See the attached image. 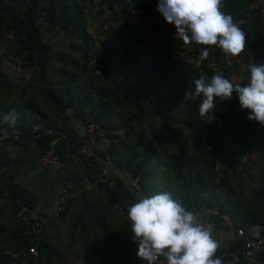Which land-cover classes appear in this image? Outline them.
I'll use <instances>...</instances> for the list:
<instances>
[{"label":"trees","instance_id":"1","mask_svg":"<svg viewBox=\"0 0 264 264\" xmlns=\"http://www.w3.org/2000/svg\"><path fill=\"white\" fill-rule=\"evenodd\" d=\"M157 2L0 0V134L11 125L3 122L4 114L14 110L18 113L14 125L23 134L11 143L35 141L43 155L52 138L33 139L30 131L40 123L57 131L56 149L64 166L75 157L87 165L77 155L79 133L69 124L73 120L84 129L94 121L107 134L122 136L111 141L108 150L117 177L124 170L139 177L141 190L136 192L126 181L110 182V173L106 185L89 175L91 191L81 193L84 211L74 215L71 229V237L79 230L78 241L89 249L83 264H147L133 259L137 251L127 210L141 197L162 192L170 193L186 210L201 205L216 208L247 233L255 222L262 223L264 127L247 119L249 110L240 108L236 92L230 99H217L211 118L203 120L199 114L203 95L192 99L197 68L193 63H176L173 53L200 54L207 47L215 57L210 64L229 80L242 68V79L232 83L246 86L250 65L264 64V23L250 15L245 0H222L221 11L234 21L243 20L240 26L246 33L244 50L228 56L216 46L184 45L175 39V26L162 15L151 28L150 20L159 13ZM89 19L100 22L93 33L88 30ZM59 34L66 48L58 49V41L52 44ZM5 61L29 73V79H10ZM210 64L204 68L209 79L214 75ZM251 150L257 156L253 168L259 180L251 175L247 158ZM14 163L0 160L4 169L0 172V264H62L61 250L45 235L52 220L41 224L37 254L28 251L30 238L24 234L28 225L18 213L36 199L15 182L21 172H12ZM92 194L101 199H88ZM221 197L223 204L214 203ZM72 201L65 202L60 220ZM113 205H119L126 217L113 211ZM240 247L237 240L228 250L217 248L213 258Z\"/></svg>","mask_w":264,"mask_h":264},{"label":"clouds","instance_id":"2","mask_svg":"<svg viewBox=\"0 0 264 264\" xmlns=\"http://www.w3.org/2000/svg\"><path fill=\"white\" fill-rule=\"evenodd\" d=\"M222 0H158L156 11L165 22L175 26V39L184 45L195 43L216 46L228 56H237L245 48L244 21H234L231 14L221 11ZM203 48L197 64L209 58ZM214 75L194 81L192 99L203 95L199 114L206 115L215 107L217 99L224 101L238 94L240 108L248 109L247 119L264 127V64L250 65L246 86L234 85L225 78L216 65L210 64ZM18 113L14 110L3 116V122L15 124ZM131 222V239L138 244L136 255L147 264H221L213 258L218 242L213 238V225L198 221L195 213L188 211L168 192L151 197H141L127 210ZM259 225H252L254 235L260 233Z\"/></svg>","mask_w":264,"mask_h":264},{"label":"built area","instance_id":"3","mask_svg":"<svg viewBox=\"0 0 264 264\" xmlns=\"http://www.w3.org/2000/svg\"><path fill=\"white\" fill-rule=\"evenodd\" d=\"M247 2V10L252 16L258 17L262 23H264V0H245ZM199 53H196L192 50L188 51H176L173 53V60L180 64L186 65L187 63H193L197 68V77L198 79L204 77L205 79H209L206 71L204 70L205 66L212 63L215 59L213 55H209V58L199 64H197V60L199 58ZM20 64V61H18ZM18 66V65H17ZM19 69V67H18ZM202 102V101H201ZM199 103V105L201 104ZM212 116V111H209L206 115L202 116L203 120L209 121ZM32 138H52L51 141L47 144V149L43 153L41 157V164L44 165H54L58 168L62 167V163L60 162L59 155L57 153V143L59 141V136L57 135V131L53 128L45 126L40 123L34 124L31 129ZM22 130L19 129L16 125H10L8 130L3 131L0 134V142H12V141H20L22 137ZM77 146V155L80 156L84 161L87 162V170L90 174L92 180L100 185L108 184V175L109 169L111 166V160L107 158L103 163L98 160L92 148H95L99 145H106L108 143L107 132L103 127H101L98 123L91 121L84 128L83 132L79 134L75 142ZM75 161L77 158H73ZM123 178L130 185V187L139 192L141 190V186L139 183V177H135L132 173L127 170L122 171ZM73 185L72 183H68L62 189L60 196L57 198V201L53 208L51 209V216L53 218H58L61 212L64 210V203L67 199L70 198V193ZM262 205V213L263 219L262 223L259 221L255 222L254 225L260 226L259 235H254L251 231L247 233L243 228H236L235 234L236 238L241 241L240 250L231 252L226 255L220 256L221 264H264V260L261 258V254L264 250V194L261 198ZM27 210V207H23ZM112 210L117 212L120 216L126 217L124 210L119 205H113ZM188 211H191L196 214L197 218L202 216H217L220 215L227 223L231 225L229 218L225 214H221L218 209L211 208L206 205H201L197 208H190ZM33 220V222H30ZM26 223L28 227L25 229L24 234L29 236V253L36 255L37 247L36 240L37 235L40 231L41 223L38 221L36 217L33 219L27 218ZM5 237L9 238L10 235L8 232L3 233ZM2 239V236L0 235ZM138 244L135 242V249L137 251ZM13 257H18L17 254H12ZM141 261L142 263H147L146 261L141 260L137 257V255L133 258ZM163 257L158 258L157 264H161L163 261ZM20 264H28L25 262H21Z\"/></svg>","mask_w":264,"mask_h":264},{"label":"crops","instance_id":"4","mask_svg":"<svg viewBox=\"0 0 264 264\" xmlns=\"http://www.w3.org/2000/svg\"><path fill=\"white\" fill-rule=\"evenodd\" d=\"M242 71L243 70H239L237 74L232 75L230 77L231 82H239L242 79ZM69 125L75 132L79 134L82 133L84 130L83 128L79 127V125L76 124L73 120H70ZM107 138H108L109 144L99 145V146H96L95 148H92V151L94 152L98 160L102 163L107 158L110 159L108 155V150L111 147V144H110L111 141L117 142L119 139L122 138V136L120 134L118 135V133H113L111 135L107 134ZM4 142H6L5 144L7 146H10L11 148L8 150V153H6L5 156L2 155L1 161L2 160H5V161L13 160V161L18 162V165L14 167L12 170V172H16L19 169V172H21L20 175L15 179V182L20 188L24 189L25 191L33 195L36 199L35 204L26 202L27 210L22 208L21 211L18 213V216L22 220H24L25 223H26L27 218L33 219L34 217H36L42 225L47 224L51 220L53 221V219H58L59 217L53 218L51 216V209L55 205L57 198L60 196L63 187L67 185L68 183H72L73 185L71 189V191L73 190V192L70 193L69 199L73 200L76 198L77 192H79L78 189H76V184H78L79 182L82 183L83 187H87L86 190L88 192L91 191V187H90L91 185H90V182L88 181L90 174L88 173V170H87L88 167L84 162L80 160L75 161L73 159L72 162H69L65 166L62 164V167L60 168L54 165H48V164L44 165V164H41L42 153L39 150H37V145L35 141L30 142V143L23 142L22 144H13L7 141H4ZM247 158L248 160H250V167L252 168L251 175L253 176L254 175L253 162L256 161L257 156L255 152L251 150ZM80 164L84 165L85 167L86 180H80L77 174H75L74 172H72L71 174V172L66 169V168H69V166L74 167ZM19 165H22V166L19 167ZM108 169L110 173L109 177L111 176L110 180H112L110 182H113V180H117V179L122 182L126 181L123 178V175L117 177L118 173L116 174V171L112 170V164L110 167H108ZM2 170L4 169L1 168L0 172ZM62 172L63 173L67 172L68 177L64 179H60V175ZM251 180L249 184H254L253 181ZM92 195L93 197H96L97 194H92ZM100 198L101 196L98 197V199ZM197 219L201 223H204V224L211 223L213 225V238L218 242V245H219L218 249L228 250L234 243L237 242L238 239L236 238L235 229L242 228V227H235L230 219L229 220L231 222V225L227 223L226 220H224L220 215H217V216L206 215V216H202ZM50 228H48L47 230H49ZM45 235L47 236L46 231H45Z\"/></svg>","mask_w":264,"mask_h":264},{"label":"rangeland","instance_id":"5","mask_svg":"<svg viewBox=\"0 0 264 264\" xmlns=\"http://www.w3.org/2000/svg\"><path fill=\"white\" fill-rule=\"evenodd\" d=\"M135 20L136 19H133L132 22ZM157 21L161 22L160 13H158L157 16L153 15L152 19L150 20L151 25L149 24V26L153 28L157 24ZM97 23H100V22L94 21L93 19H89L88 20V30L93 33ZM146 26H148V24H146ZM44 36L47 38L46 35ZM56 41L59 42L57 43L59 44L57 46V48L59 47L58 49L66 48L64 41H63L62 34H59L57 38H54L52 44L54 45ZM4 68H5V72L8 74V76L12 80L25 81L29 79V76H30L29 73L23 72L20 69V67L18 69V66L13 63H9L5 61ZM240 70H242V68ZM10 148L11 147L7 146L5 142L0 144V160L2 159L1 158L2 155L5 156V154L8 153V150ZM17 165H18V162L15 161L13 168L16 167ZM21 166L22 165H19V167ZM66 169L69 170L71 174L72 172L77 174L80 180H86L84 165L80 164L74 167L69 166V168H66ZM67 175H68L67 172L66 173L62 172L60 175V179H64L68 177ZM257 176H258L257 170L254 168L253 178H255V180H259ZM86 188L87 187L82 186L81 182L77 184L76 189H78L79 192H77L76 198L73 199L72 204L70 205L68 214L63 218V220H60L59 218L53 219L52 221L53 227L50 228L49 230H46L47 237L50 239L51 243L55 245L57 248H59L62 252V255H63L62 264H83L85 258L88 256V253H89V249H84L81 245V242L78 241L79 236H80L79 230H76L74 232L73 234L74 238L71 237L72 236L71 229H72L73 222H74V215L79 214L80 212L84 211L82 202H81V196H80L82 194L80 193L87 191ZM87 198L90 200H94L95 202L99 200L98 197H93L91 195L87 196ZM213 201L214 203H219V204L224 203V199L222 197L219 198V200L213 199ZM7 211L9 212V210ZM91 245H92V242H89L88 247H90ZM89 264H97V262H90Z\"/></svg>","mask_w":264,"mask_h":264}]
</instances>
